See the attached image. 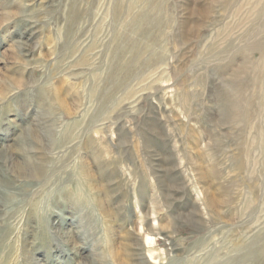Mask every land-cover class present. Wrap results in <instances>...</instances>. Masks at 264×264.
<instances>
[{
    "label": "rangeland",
    "instance_id": "374dc122",
    "mask_svg": "<svg viewBox=\"0 0 264 264\" xmlns=\"http://www.w3.org/2000/svg\"><path fill=\"white\" fill-rule=\"evenodd\" d=\"M262 73L264 0H0V264H264Z\"/></svg>",
    "mask_w": 264,
    "mask_h": 264
},
{
    "label": "bare ground",
    "instance_id": "6f19581e",
    "mask_svg": "<svg viewBox=\"0 0 264 264\" xmlns=\"http://www.w3.org/2000/svg\"><path fill=\"white\" fill-rule=\"evenodd\" d=\"M262 75H264V73H262ZM261 76V75H260ZM263 102H264V100H263ZM262 130V129H261ZM262 135V134H261ZM263 135H264V133H263ZM259 137V136H258ZM257 137V138H258ZM260 138V137H259ZM148 230H150L151 231V229H148ZM149 231V232H150ZM151 240V237H149V236H146V241H150Z\"/></svg>",
    "mask_w": 264,
    "mask_h": 264
}]
</instances>
